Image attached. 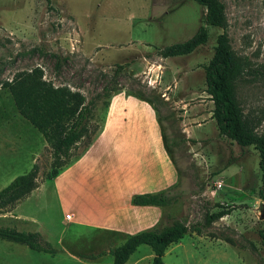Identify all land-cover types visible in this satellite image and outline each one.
Wrapping results in <instances>:
<instances>
[{
    "label": "rangeland",
    "instance_id": "obj_1",
    "mask_svg": "<svg viewBox=\"0 0 264 264\" xmlns=\"http://www.w3.org/2000/svg\"><path fill=\"white\" fill-rule=\"evenodd\" d=\"M221 1L234 50L253 66L264 63V0ZM202 13L195 0H0V189L34 163L37 183L43 182L40 192L16 203V212L33 221L19 220L13 207L0 212V226L38 231L53 248L39 251L0 237V264H108L109 250L129 234L174 219L189 230L168 245L165 264H264L258 152L219 133L206 91L204 66L224 28L208 25L207 41L188 54L163 56L158 50L189 38ZM36 65L46 79L95 101L89 137L56 176H50V147L2 86L16 71ZM113 83L118 88L106 95L103 87ZM236 92L245 112L263 117V75L245 73ZM118 94L132 95L124 105L128 114L120 117L125 125L109 121ZM114 127L130 140L121 162L113 161ZM147 179L152 185L141 187ZM161 190L174 200L162 206L131 200L135 193ZM221 207L229 212L206 226V214ZM137 221L152 223L135 226ZM114 225L123 230L107 228ZM152 256L143 243L124 264H149Z\"/></svg>",
    "mask_w": 264,
    "mask_h": 264
},
{
    "label": "trees",
    "instance_id": "obj_2",
    "mask_svg": "<svg viewBox=\"0 0 264 264\" xmlns=\"http://www.w3.org/2000/svg\"><path fill=\"white\" fill-rule=\"evenodd\" d=\"M195 1L203 7L201 23L196 31L185 40L160 47L159 53L163 56L188 54L207 41L208 25L224 28L217 35L213 54L204 66L206 91L213 101L212 116L219 133L225 134L240 146L253 145L257 150L261 172V184L257 191L260 198L264 200V129H259L264 115L258 117L245 112L236 92V81L242 79L245 73L264 76V63L253 66L248 58L234 50L225 30L226 15L224 3L221 0ZM123 66L124 64H120L116 68L115 75ZM2 86L10 92L17 111L41 132L50 147V176H56L59 169L69 163L72 149L81 139L90 135L88 118L94 99L86 100L85 94L80 89L72 88L66 83L55 84L52 80L46 79L42 67L38 65L16 71L12 78L3 81ZM117 88L113 83L105 85L103 91L108 95L111 90ZM138 96L151 102L153 99L140 91ZM37 173L38 166L34 163L30 170L16 175L0 189V212L11 210L18 201L38 186ZM131 200L134 204L161 206L171 203L174 197L166 190L145 191L135 193ZM228 210L221 207L207 213L205 225L208 226L227 214ZM188 230L189 225L179 219H174L161 227L138 230L109 250L112 255L111 263L124 264L137 247L144 243L148 244L153 251L149 264H165L163 255L168 245L178 241ZM259 234L264 242V227L259 228ZM0 237L24 243L31 249L53 251L48 242L40 237L38 231L0 226Z\"/></svg>",
    "mask_w": 264,
    "mask_h": 264
},
{
    "label": "crops",
    "instance_id": "obj_3",
    "mask_svg": "<svg viewBox=\"0 0 264 264\" xmlns=\"http://www.w3.org/2000/svg\"><path fill=\"white\" fill-rule=\"evenodd\" d=\"M132 95H128V96H124V95H121V94H118L115 98H114V100H112V103H113V101L115 102V105H114V109L111 107V106H113V104L111 105L110 104V119H109V121H111V119L114 117V120L115 121H118L119 123H120V125H125V123L124 124H122L121 122H120V117L121 118H123V115H125V114H128L127 112L128 111H126L125 110V108H124V105L126 104V103H129L130 102V100H129V98L131 97ZM123 97V98H122ZM113 109V112H111V110ZM123 111V112H122ZM120 112H122V113H120ZM127 125V124H126ZM121 127V126H120ZM108 128V130H109V128L110 127H107ZM107 128H105V130L104 131H106L107 130ZM118 127H114V129H115V131H116V134L113 136V138H111V142H110V144H113L111 147L114 149V151H115V153H114V157H113V161H119V162H121L123 159H126V156H127V152L125 151V149H127L128 147H129V143L128 142H130V140H129V138L127 137L128 135L127 134H125L124 133V136H123V130L122 129H117ZM129 128V130H130V132H131V128L130 127H128ZM133 128V127H132ZM104 131H103V133H104ZM127 131V130H126ZM102 133V134H103ZM101 134V135H102ZM153 139H154V141H155V143H158V145H160V142H162V138H161V134H160V132H157L156 131V133H154L153 134ZM46 142V141H45ZM47 144V143H46ZM34 153H35V151H34ZM85 153V152H84ZM85 154H83L82 156H78L77 158H75L74 159V163L73 164H79V160L84 156ZM125 157V158H124ZM35 159H36V156L34 157ZM33 162H35V161H33ZM72 163V162H71ZM68 164H66V165H64V167H63V169L61 170V172L62 171H64V169H65V167L67 166ZM168 166V165H167ZM72 167L74 168V165H72ZM72 167H70V166H68L66 169L69 171ZM163 171H164V168H163ZM61 172L58 174V175H60L61 174ZM83 175H81V177H82ZM57 181V180H56ZM55 181V182H56ZM146 181H149L148 183H145ZM53 182H54V180H53ZM172 181H170L169 182V184L171 183ZM152 183L153 182H151V179H147V180H144V181H141L140 182V186L141 187H144L146 184H150V185H152ZM42 184H43V182L41 183H38V186H36L31 192H30V196H33V194L35 193V192H40L41 190H42ZM56 184V183H55ZM41 194V193H40ZM18 204H16V206L14 207V211L16 212V210H17V208H18ZM162 206V205H161ZM131 208H133L132 206H131ZM145 208H148V207H145ZM17 214L15 215L19 220H21V221H33L30 217H27L26 215H23L22 213H19V212H16ZM73 216H74V214H73ZM147 219V218H146ZM78 221V220H77ZM153 221V220H152ZM152 221L150 222V223H152ZM95 223V222H94ZM150 223H148V222H144L143 223V221H137L136 222V225L135 226H142V225H148V224H150ZM134 226V227H135ZM107 228H109V229H112V230H115V231H117V232H121L122 230H123V228L121 227V226H118V225H114V226H107ZM108 264H112L111 262H109Z\"/></svg>",
    "mask_w": 264,
    "mask_h": 264
},
{
    "label": "built area",
    "instance_id": "obj_4",
    "mask_svg": "<svg viewBox=\"0 0 264 264\" xmlns=\"http://www.w3.org/2000/svg\"><path fill=\"white\" fill-rule=\"evenodd\" d=\"M220 184H221V183L219 182L218 185H220ZM66 217H67V218H70V217H71V214H70V213H67V214H66Z\"/></svg>",
    "mask_w": 264,
    "mask_h": 264
}]
</instances>
